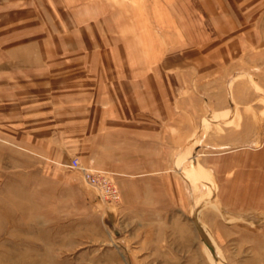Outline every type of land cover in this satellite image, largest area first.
I'll use <instances>...</instances> for the list:
<instances>
[{
  "label": "crops",
  "instance_id": "obj_1",
  "mask_svg": "<svg viewBox=\"0 0 264 264\" xmlns=\"http://www.w3.org/2000/svg\"><path fill=\"white\" fill-rule=\"evenodd\" d=\"M171 1L0 0L1 128L15 125L19 144L38 153L52 147L53 162L80 157L112 173L122 211L138 206L139 249L164 243L150 229L151 212L164 219L171 206L158 180L178 160L171 150L187 145L200 94L236 73L264 90V0H178L182 13L154 11ZM182 17L190 24H170ZM208 21L211 37H194Z\"/></svg>",
  "mask_w": 264,
  "mask_h": 264
},
{
  "label": "rangeland",
  "instance_id": "obj_2",
  "mask_svg": "<svg viewBox=\"0 0 264 264\" xmlns=\"http://www.w3.org/2000/svg\"><path fill=\"white\" fill-rule=\"evenodd\" d=\"M185 5L172 0L153 7L182 13ZM209 21L194 37H211ZM178 38L170 35L171 42ZM200 95L187 145L171 150L178 160L166 164L170 177L158 180L169 188L159 197L171 206H163L164 219L151 212L150 229L164 243L140 249L138 206L122 211L121 202L106 201L69 165L74 157L53 162L46 155L52 147L38 153L19 144L15 125L10 131L0 125V264H264V90L236 73Z\"/></svg>",
  "mask_w": 264,
  "mask_h": 264
},
{
  "label": "built area",
  "instance_id": "obj_3",
  "mask_svg": "<svg viewBox=\"0 0 264 264\" xmlns=\"http://www.w3.org/2000/svg\"><path fill=\"white\" fill-rule=\"evenodd\" d=\"M69 165L79 171L84 180L96 189L106 201L114 204L121 202L120 189L109 172L88 168L77 157L72 158Z\"/></svg>",
  "mask_w": 264,
  "mask_h": 264
},
{
  "label": "bare ground",
  "instance_id": "obj_4",
  "mask_svg": "<svg viewBox=\"0 0 264 264\" xmlns=\"http://www.w3.org/2000/svg\"><path fill=\"white\" fill-rule=\"evenodd\" d=\"M190 28H192V27H190ZM194 28V27H193ZM187 29H189V28H187ZM252 174H254V173H252ZM258 179H259V177H258ZM252 181V180H251ZM263 182V181H262ZM257 184V183H256ZM261 184V183H260ZM251 186V185H250ZM257 186V185H256ZM259 188V187H258ZM244 189V188H243ZM255 189V188H254ZM260 189V188H259ZM261 191V190H260ZM248 192V191H247ZM250 192V191H249ZM255 193V192H254ZM259 193V192H258ZM243 194V193H242ZM260 194V193H259ZM260 196V195H259ZM253 197V196H252ZM255 197V196H254ZM258 197V196H257ZM259 198V197H258ZM254 199V198H253Z\"/></svg>",
  "mask_w": 264,
  "mask_h": 264
}]
</instances>
